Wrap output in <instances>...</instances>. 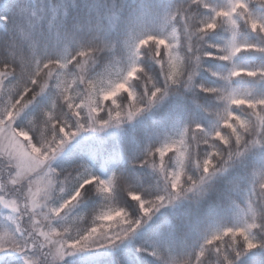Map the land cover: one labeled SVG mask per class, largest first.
Masks as SVG:
<instances>
[{"label":"snow or ice","instance_id":"6c2138e0","mask_svg":"<svg viewBox=\"0 0 264 264\" xmlns=\"http://www.w3.org/2000/svg\"><path fill=\"white\" fill-rule=\"evenodd\" d=\"M0 264H264V6L0 0Z\"/></svg>","mask_w":264,"mask_h":264},{"label":"trees","instance_id":"16d2710c","mask_svg":"<svg viewBox=\"0 0 264 264\" xmlns=\"http://www.w3.org/2000/svg\"><path fill=\"white\" fill-rule=\"evenodd\" d=\"M221 2H223V0H221ZM249 2L251 3V4H254L256 7H257V9L259 8V7H261V6H264V0H249ZM243 207V206H242Z\"/></svg>","mask_w":264,"mask_h":264}]
</instances>
